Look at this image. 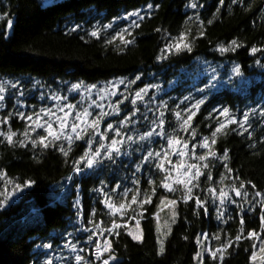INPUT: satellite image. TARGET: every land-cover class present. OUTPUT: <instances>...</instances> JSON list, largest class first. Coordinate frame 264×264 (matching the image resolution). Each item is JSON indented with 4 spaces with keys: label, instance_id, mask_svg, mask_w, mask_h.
Here are the masks:
<instances>
[{
    "label": "trees",
    "instance_id": "1",
    "mask_svg": "<svg viewBox=\"0 0 264 264\" xmlns=\"http://www.w3.org/2000/svg\"><path fill=\"white\" fill-rule=\"evenodd\" d=\"M148 4L154 5L151 15H146ZM192 4L197 6L193 8ZM134 10H139V16L131 24L119 20L123 13ZM209 20L212 22L208 23ZM109 24L110 28L104 27ZM122 29L131 34L126 38L132 43L123 45L119 38L106 43ZM93 30L98 31L97 36L90 35ZM181 31L191 40L192 51L162 52L164 45L177 38ZM201 31L203 36L198 35ZM233 40L240 45L235 51L218 50L217 45L231 47L229 42ZM253 46L258 49L264 46V0H224L223 4L219 0H57L47 4L42 0H0L1 75L22 76L24 80L57 78L85 84L106 83L111 77H122L128 82L127 91L109 93L107 98V94L102 95L103 111L112 112V115L101 121V130L107 123H113L122 127L124 133L139 137L151 132L153 121H158L160 113L164 112L166 135L188 141L184 162H208L210 165L203 169L205 174L200 177L199 187L194 189V193L206 201L208 211L205 212L194 200L183 201L182 185H174L177 190L172 193L162 189L160 183L166 173L154 165L145 162L137 170V163L149 149L167 148L166 137L153 135L145 140L135 139L130 142L131 148L126 142L122 146L124 153L116 157L115 162L104 158L89 168L86 161L80 164L74 161L88 147L90 132L84 133V140H74L65 157L56 149L64 147L67 150L66 141L46 149L39 145L33 148L30 142L21 146L18 141L24 139L23 127L13 116L8 128L0 123L1 132L12 128L16 133L14 144L0 135V173H3L0 175V199L5 198L6 192L13 191L14 183L9 181L22 183L31 179L35 183L13 192L7 197L5 207L0 208V264H47L49 259L51 264H80L77 255L84 258V264H100L92 254L98 234L103 235L101 238L108 237L112 242L111 253L120 258L110 264H194V239L204 232L213 250L233 240L222 261L218 253L215 261L206 253L204 264H253L249 259L253 238H246L247 232L259 230L264 237L259 219L261 205L255 203L261 199L255 193L264 192V123H261L264 116L260 111L264 108V49L252 53ZM158 55L165 58L157 60ZM202 63L214 64L217 70L231 67L232 72L238 64L241 73L233 72L228 86L210 88L207 87V74L197 76L202 74ZM137 76L140 79H136ZM146 85L153 86L133 105L135 92ZM163 87H167L164 92L161 91ZM22 89L30 104L34 92ZM84 96V93L75 92L69 99L79 108ZM184 97L191 99L186 101ZM198 98L204 99L205 104L193 117L189 130L184 131L179 126L183 121L178 122L174 113L179 111L186 119L183 109ZM117 101L121 102L119 113L113 111ZM160 102L167 105V110ZM214 107H229L237 118H242L250 109L255 110V114L249 112L245 132L229 124L217 134L216 143L211 144L212 130L223 119L215 114L208 115ZM14 108L13 103L7 106L10 113ZM90 111L95 116L101 109L92 107ZM125 117L131 122L119 125ZM114 135V130H108L106 142L110 143ZM204 137H208L211 149L218 156H223L227 149L228 159L209 157L207 161H199L197 157L206 155L209 149H192L191 145ZM92 140L93 145H99L98 137L93 136ZM169 152L173 164L180 162L178 155ZM225 163L233 169L231 173L225 169ZM76 167L81 169L79 175L73 171ZM208 173L212 175L211 181ZM149 179L155 181V185H150ZM136 180L140 181L139 185L134 183ZM240 181L252 182L245 183L241 190L248 191L247 197L236 198L232 193ZM154 186L157 192L152 203L132 202L137 188L141 189L138 200H144L146 194L151 195ZM210 187L217 190L215 199L208 191ZM62 188L63 193L56 199ZM125 189L130 190L127 195ZM221 189L230 194V199L223 203L218 197ZM161 196L177 200L174 206L177 216L165 239L162 254L157 247L154 215L158 214L162 221L160 213L164 209L157 208ZM109 203L114 207L108 208ZM121 204L125 205L124 209L120 208ZM32 208L35 211H31ZM241 216L245 221L243 232ZM136 219L140 220L141 241L133 240L126 230ZM113 221L122 225L117 230L119 235L108 231ZM238 234L245 239L236 242ZM217 236L220 238L216 239Z\"/></svg>",
    "mask_w": 264,
    "mask_h": 264
},
{
    "label": "snow or ice",
    "instance_id": "2",
    "mask_svg": "<svg viewBox=\"0 0 264 264\" xmlns=\"http://www.w3.org/2000/svg\"><path fill=\"white\" fill-rule=\"evenodd\" d=\"M224 0H219L220 4H223ZM235 2V0H233ZM153 4H148V12L146 15H151V10L153 8ZM193 8H195L197 5L192 4ZM155 7H159V5H155ZM138 15L139 10H136L135 13H127L128 16L132 15ZM143 19V17H141ZM212 21L209 20L208 23H211ZM11 23V21L9 22ZM138 26V25H137ZM105 28H110L111 25H105ZM157 31H160L157 29ZM91 36H97L98 31L93 30L90 32ZM126 35H131L130 33H127L126 29H122L121 31L115 32V34L111 37L110 41H106V43H111V41H115L117 38L121 41L123 45H128L132 43L131 39H127ZM198 35L203 36L204 33L201 31L198 33ZM228 46H224L222 44L217 45L218 50L222 52H228V51H235L236 48L240 47V45L235 41H230ZM264 49V46H262L261 49H258L256 46H253L250 51L252 53L257 52L258 50ZM122 50V49H121ZM175 51L176 53H180L182 51H192V45L191 40L189 39L186 32L181 31L179 33V36L177 38L171 39L169 42H167L164 45V49L162 52L165 53H172ZM157 60L164 59V55H158ZM259 63V61H257ZM234 74L239 75L241 73V66L235 65L233 69ZM136 79H140L139 76L136 77ZM134 83V81H130ZM112 87L114 88L117 83H124L123 80L120 81H113L109 82ZM83 85V82L73 84L72 89H79ZM97 86L96 85H88L86 88L87 90H93ZM147 86L145 88L139 89L135 97L132 98V104L135 105L137 101L142 100L144 98V93L146 91ZM5 89L3 85H0V102L5 100L4 95ZM101 92L107 93V88L101 89ZM112 95H115V93H112ZM52 99L60 100L62 97L56 95L53 96ZM125 99H128L125 97ZM184 100L188 101L191 99V97H184ZM96 102L93 101V104ZM120 101H117L116 106L113 108V111L119 113L121 111V108L119 107ZM161 103V107H164L167 110V105H165L163 102ZM205 104L204 99H200L195 102V104H189L187 108L183 109V112L187 114V118L184 119V117L181 115V112L177 111L175 112V116L177 118V121H183L179 126L182 130L188 131L189 126L193 120V117L197 114V111L201 108L202 105ZM4 104L0 103V108H4ZM74 105L67 104L64 107L57 108V111L62 113V115H57L56 112H53L51 109L47 107H42L39 112L37 113H28L27 115L21 111L19 113H10L9 116L4 117L2 120H0V123H8L11 116L19 115L22 119L28 122L26 125L27 131L23 134L24 139H20L18 143L23 146L26 144V142H30L33 148H36L37 145H39L42 149H46L48 147H54L59 142L61 145L66 141L68 144V149L66 150L64 147H59L56 150L60 151L65 157H68L69 152L71 151V146L73 145L74 140H84L85 135L84 133H91L87 137V145L84 149V152L82 155H80L75 161V164H80L82 161H86L87 166L89 168L94 167L96 164H99L104 158H107L108 160H111L115 162L116 157L120 156L124 153L123 145H125L126 142L128 143V148L132 147V144L130 142H133L135 139L145 140L153 135L166 137L167 140V148H164L160 151H156L153 149H149L147 151V154L143 155V159L137 163L136 168L139 170L141 164H144L145 162H148L151 165H154L157 169H159L161 172L166 173L164 179L160 183V187L164 190H167L168 192L172 193L175 192L177 189L174 185H182L183 186V201L185 203L194 200L195 205L200 206L204 209L205 212L208 211L206 201L201 200L198 195L194 193V189L199 187V180L200 177L203 176L205 173L203 169L209 168V163L205 162L203 164H197V163H186L184 162V157L188 154V141L187 140H181L180 138L174 136V135H166L164 128H165V118H164V112H161L158 118V121H153L154 127L151 132H146L143 135L139 137H134L133 135H128L122 131V127L120 126H114L113 123H107V127L102 131L100 128V123L104 119L105 116L112 115V112H105L103 111L104 105L101 104L98 107L101 109V111L96 114L95 116L92 115L90 109L84 108L81 111H75L74 112V120L69 123V116L73 114ZM195 109L196 111H193ZM262 116H264V108H260ZM249 112L252 114H255V110L250 109ZM249 112H245L243 114L242 118H237L234 116L230 110L229 107H221L217 109L216 107L212 108L211 112L208 113V115L211 117L213 114H215L218 117H222V121L218 122L216 125V128L212 130V141L211 144L216 143L215 137L218 133L221 132V130H224L227 128L229 124H235L238 126L239 131L245 132L244 125L249 123ZM129 115H132L130 113ZM54 118V119H53ZM128 117H125L124 120L119 121V125L125 126L127 123H130ZM261 123H264V120L261 121ZM43 129L44 133L43 135H38L35 139H33L30 135V133L35 132L36 129ZM70 128V131L68 129ZM156 129H159L160 131H156ZM108 130H114L115 135L111 137L110 143L106 142ZM176 130L174 129L173 132ZM233 131H236V129H233ZM192 134L195 135V130L192 129ZM0 135L4 136L5 139L9 144H14L16 141L13 140V137L16 136V133L11 131L7 132H0ZM248 136H252V133L250 131L247 132ZM96 136L99 138V145L95 146L93 145L92 137ZM264 139V137H262ZM178 145H182V147H178ZM197 147H203L208 148L209 151L206 155H202L197 157L199 161H207L209 157H215L221 160H227L228 159V150L225 149L223 156H218L217 153L211 149V145L209 144L208 137H204L202 141H199L198 143H194L191 145L192 149H196ZM94 149V150H93ZM103 150V151H102ZM169 150H171L172 153H175L178 155L181 160L180 162H176L173 164L172 157L170 155ZM130 154V153H129ZM195 155V152L192 153ZM225 169L227 172L231 173L233 169H231L227 163L224 164ZM75 171L79 172L81 169L79 167H76L74 169ZM173 172H175V177H173ZM3 173H0L2 175ZM223 175V174H222ZM133 176H135V172L133 173ZM208 179L209 181L212 180L211 173H208ZM237 180H239V177H236ZM10 183H14L13 191L12 192H6L5 198L0 199V208H4L7 203V197L12 196L13 192H19L21 189L33 185L35 181L31 179H26L22 183H15L12 181H9ZM103 183V181L101 182ZM135 184L139 185L140 181L136 180L134 181ZM148 183L150 185H155V181L152 179H149ZM245 183L251 184V181H240L238 187H234L233 191L235 192V195L237 197H247L249 195L247 190L241 191L245 188ZM252 187L255 188L256 186L252 184ZM129 189H125V195L129 192ZM141 189L137 188L136 193L132 195L131 200L133 203H138L140 205L149 204L152 203V197L156 195L157 188L154 186L151 190V195H145L144 200H138V195L140 193ZM208 191L211 193L213 199L217 196V190L214 187H210ZM107 196V194H105ZM256 196H259L261 199L259 201H255L256 204H260V222H261V228L264 229V192H256ZM218 197L221 203L224 201H228L230 199L229 192L224 191L223 189L219 190ZM107 202V201H105ZM231 203H236L235 200H230ZM79 203V201H78ZM253 202L250 201V204ZM177 204V200L170 199L168 196H161L160 203L157 205V208L160 209L163 207L168 206H174ZM108 208H113V204H107ZM254 206V204H253ZM125 205L121 204L120 208L124 209ZM219 211V209H217ZM93 211H95L93 209ZM142 215V214H141ZM156 215V214H154ZM177 216V212L174 210L172 212V223H175V217ZM135 218V217H133ZM157 225H156V231L157 233L160 232V224H159V217L157 216ZM241 223V232H243V225L245 223L243 216H241L240 219ZM122 227L121 224L116 223L113 221L111 229H108V231L115 233L116 235H119V232L117 231ZM136 229L137 231H130L128 234L132 237L133 240H141L142 237L139 234L141 227H140V220H136ZM170 231V229H169ZM166 235V233H165ZM257 237V232L254 229L248 230L247 237L246 238H254ZM216 239H219L220 237H215ZM89 239H91V236H89ZM241 239H245L242 235H237L235 237V241L239 242ZM157 242L160 244L159 253L164 252L163 243L159 240V237L157 238ZM233 244V240H228L226 244H222L221 247L213 250V249H207L208 254L213 258L215 261L217 253L219 254L220 260H223L224 252L227 248L231 247ZM45 247H51V245H45ZM112 250V242L107 241L104 245H97V256H100L102 252H108L109 257L108 259L103 260V264H109L110 260H115V257L111 255ZM202 257V252L197 251L194 254V258L200 259ZM249 259L253 262V264H264V241L261 242L259 251L256 250V246L253 245V249L251 251V255ZM76 260L80 262V264H84V258L80 255L76 256ZM47 264H51V260L47 262Z\"/></svg>",
    "mask_w": 264,
    "mask_h": 264
},
{
    "label": "rangeland",
    "instance_id": "3",
    "mask_svg": "<svg viewBox=\"0 0 264 264\" xmlns=\"http://www.w3.org/2000/svg\"><path fill=\"white\" fill-rule=\"evenodd\" d=\"M44 4L47 3H52L55 2L57 0H42ZM136 10L128 12V13H135ZM139 16L138 15H132V16H128L127 13H123L122 16L120 17L119 20H123L125 21V23L131 24L135 19H137ZM125 28V27H124ZM202 74L201 75H197L198 78L201 77L204 74H207V87L210 88H217V87H223V86H228L229 85V80L233 78L234 74L231 70V67H225V68H220L219 70L216 69V67L214 66V64H206V63H202ZM22 76H5V75H1L0 74V85H3L5 92V100L0 102L3 103L5 106L4 108H0V120H2L4 117H7L9 115L6 116V113H10L9 110H7V106L10 103H13L15 108L14 110L17 111H13L11 113H19L21 111H23L26 115L28 113H37L40 111V109L42 107H47L49 109H51L53 112H56L57 115H62V113L57 111V108L60 107H64L67 104H72L74 105V109H73V114L69 116V123H71L74 120V112L75 111H81L84 108H92V107H98L99 105H101L102 103V95H106L105 98H107L108 94H112V93H117L118 91L120 92H125L127 91L128 88V82L126 80H124V78L122 77H114V78H109L108 81L105 82H100V83H90V84H85L83 83V85L79 88V89H72V85L73 84H77L74 81H67V80H62V79H57V78H53V79H39V78H35V77H31L28 78L27 80H24V78H21ZM123 80L124 83H117L116 86L113 88L112 85L109 82H113V81H120ZM240 81V80H239ZM62 83H65L64 85H62ZM96 85L97 87L93 90H87L86 88L88 85ZM146 91L144 94H148V90L150 88H152L153 85H146ZM61 87L60 91L59 88ZM22 88H28L30 91L34 92V99L31 100L30 104H28L25 100V93L26 91ZM107 88V93L105 92H101V89ZM142 88H145L142 87ZM141 89V88H140ZM167 89V87H163V89L161 90L162 92H164ZM138 91V90H137ZM136 91V92H137ZM75 92H81L84 93L85 96L83 97V100L80 102L81 107H77L75 105V103H73V100L69 99L70 95L74 94ZM135 92V94H136ZM15 96H11L14 95ZM135 94L133 97H135ZM60 96L62 97V99L60 100H55L52 99L53 96ZM195 100H199L195 99ZM93 101H95L96 103L93 104ZM195 103V101H193V104ZM85 104V105H83ZM16 119L19 120L20 125L23 127L22 129V135L27 131L26 125L28 124L27 121H25L24 119H22L21 117H19V115H15ZM11 119L13 118V116L10 117ZM54 119V118H53ZM4 125H6V127L8 128L9 122L8 123H2ZM11 131H13L12 128H10ZM68 131H70V128L68 129ZM0 132H1V128H0ZM14 132V131H13ZM45 134L43 129H36L35 132L30 133L31 137L33 139H35L38 135H43ZM24 137V135H23ZM149 139V138H147ZM81 171V170H80ZM163 213H161V216L163 217L162 221H159L160 224V232L157 233L156 231V241L157 238L159 237V240L163 243V247H164V243H165V239L167 237V235L169 234V229H171V225H172V212L175 210V208H173V206H168V207H163ZM158 215L156 214L155 217H157ZM127 233H129L130 231H137L136 229V221L134 222V224H129L126 227ZM166 233V235H165ZM143 239V235H142V229L140 230L139 233ZM103 235L98 234L97 237V241L99 240L100 242L102 241H107L108 237L105 238H101ZM141 239V240H142ZM139 240V241H141ZM195 244H196V250L195 253L197 251H201L202 252V257L200 259H196L194 258L193 255V259H194V264H204L203 262V256L205 251H207V249H209L208 247H206L205 244V233H198L195 236ZM138 241V240H137ZM257 242H261L264 241V239H261V237H258ZM260 244H258L257 246V251H259V247ZM157 247L158 250L160 248V244L157 242ZM194 253V254H195ZM104 254V258L101 260L100 264H103V260L104 259H108L109 257V253L108 252H103ZM112 256L115 257V260H110L109 263L111 262H117L120 260L119 257H116L114 254L111 253Z\"/></svg>",
    "mask_w": 264,
    "mask_h": 264
},
{
    "label": "water",
    "instance_id": "4",
    "mask_svg": "<svg viewBox=\"0 0 264 264\" xmlns=\"http://www.w3.org/2000/svg\"><path fill=\"white\" fill-rule=\"evenodd\" d=\"M234 194H235V192H234ZM236 196V195H235ZM237 197V196H236Z\"/></svg>",
    "mask_w": 264,
    "mask_h": 264
},
{
    "label": "bare ground",
    "instance_id": "5",
    "mask_svg": "<svg viewBox=\"0 0 264 264\" xmlns=\"http://www.w3.org/2000/svg\"><path fill=\"white\" fill-rule=\"evenodd\" d=\"M56 200V199H55Z\"/></svg>",
    "mask_w": 264,
    "mask_h": 264
}]
</instances>
